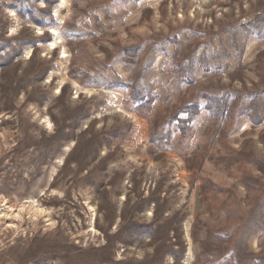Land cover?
Returning a JSON list of instances; mask_svg holds the SVG:
<instances>
[{"label":"rangeland","instance_id":"374dc122","mask_svg":"<svg viewBox=\"0 0 264 264\" xmlns=\"http://www.w3.org/2000/svg\"><path fill=\"white\" fill-rule=\"evenodd\" d=\"M0 264H264V0H0Z\"/></svg>","mask_w":264,"mask_h":264},{"label":"trees","instance_id":"16d2710c","mask_svg":"<svg viewBox=\"0 0 264 264\" xmlns=\"http://www.w3.org/2000/svg\"><path fill=\"white\" fill-rule=\"evenodd\" d=\"M129 87L131 88L130 97H131V99H132V101L134 103H136V102H145L147 105L151 104V98L146 99L145 97H143L141 95L140 92H138V89L136 87L135 88H133L131 86H129ZM224 108H225V104L221 103V101L218 100V99H215V101L209 102V105L207 107L208 111H210V114H211L212 118L215 119V120L218 119L219 114L221 112H223ZM199 112H200V108L197 105L187 106V108L185 109V113H187V115L189 116L188 117V122H191L192 119L196 115L199 114ZM183 123L184 122H182V124H180V129H181V132L183 134H185V131H186L187 128L185 126H182ZM149 142L151 144H153V145L160 146L164 142V136L161 135V134H158V133L155 134V132L152 130Z\"/></svg>","mask_w":264,"mask_h":264},{"label":"bare ground","instance_id":"6f19581e","mask_svg":"<svg viewBox=\"0 0 264 264\" xmlns=\"http://www.w3.org/2000/svg\"><path fill=\"white\" fill-rule=\"evenodd\" d=\"M52 34L56 35V37H57L56 40H55V42H54V44H53V48H56V47H58V45H59V43H58V39L60 38V37H59L60 34H59V32H58L57 30H55V29L53 30V33H52Z\"/></svg>","mask_w":264,"mask_h":264}]
</instances>
